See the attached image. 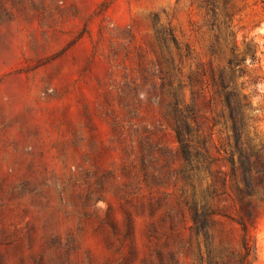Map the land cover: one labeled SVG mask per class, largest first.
Instances as JSON below:
<instances>
[{"label": "rangeland", "instance_id": "obj_1", "mask_svg": "<svg viewBox=\"0 0 264 264\" xmlns=\"http://www.w3.org/2000/svg\"><path fill=\"white\" fill-rule=\"evenodd\" d=\"M232 47L264 161V0H0V264H264V170L248 250L228 194L205 231L180 201L228 167L185 180L168 110L194 102L216 156L194 74Z\"/></svg>", "mask_w": 264, "mask_h": 264}, {"label": "trees", "instance_id": "obj_2", "mask_svg": "<svg viewBox=\"0 0 264 264\" xmlns=\"http://www.w3.org/2000/svg\"><path fill=\"white\" fill-rule=\"evenodd\" d=\"M207 12L210 13L209 23L213 28L217 14L214 4L207 7ZM254 59L255 57H252V61ZM246 62L247 58L237 55L232 47L226 64L220 66L210 62L208 69L202 67L194 74V79L200 81L203 88L209 92L206 102L211 109L208 116L211 133L217 125L226 131V142L216 147V156L208 154L205 137L200 140V144L195 141L199 125L195 122L198 109L195 108L194 102L181 106L176 100L168 113H171L173 119L170 126L174 138L184 156L180 173L185 180L191 181L194 177L192 170L198 166L197 157L200 154L208 163L223 160L228 167L224 170L218 169L213 175V180L200 194H197L193 184L190 196L180 199L188 209L194 228L197 231H205L210 217L218 211L212 205L211 199L216 196L222 198L228 194L237 204L238 219L244 230L242 242L248 250L246 219L253 213L252 199L262 196L259 190L262 177L258 174L264 170V161L260 154L262 146L255 142L247 130L250 121L258 118L257 110L236 82V77L244 73L242 64ZM206 75L208 79L204 80Z\"/></svg>", "mask_w": 264, "mask_h": 264}]
</instances>
